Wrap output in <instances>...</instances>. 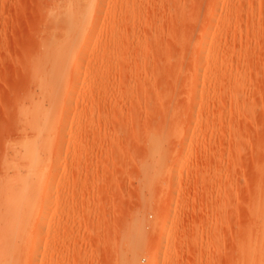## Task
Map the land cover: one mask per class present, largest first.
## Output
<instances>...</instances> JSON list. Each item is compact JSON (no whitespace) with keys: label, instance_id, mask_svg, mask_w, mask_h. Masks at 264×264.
<instances>
[{"label":"rangeland","instance_id":"rangeland-1","mask_svg":"<svg viewBox=\"0 0 264 264\" xmlns=\"http://www.w3.org/2000/svg\"><path fill=\"white\" fill-rule=\"evenodd\" d=\"M0 264H264V0H0Z\"/></svg>","mask_w":264,"mask_h":264}]
</instances>
